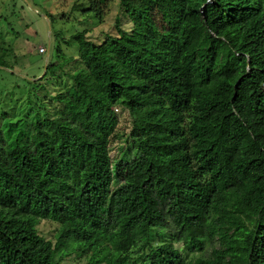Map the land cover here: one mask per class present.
<instances>
[{
	"label": "trees",
	"instance_id": "16d2710c",
	"mask_svg": "<svg viewBox=\"0 0 264 264\" xmlns=\"http://www.w3.org/2000/svg\"><path fill=\"white\" fill-rule=\"evenodd\" d=\"M86 1L117 2L115 34L71 36L0 123V264H264V0ZM118 109L135 154L113 168Z\"/></svg>",
	"mask_w": 264,
	"mask_h": 264
},
{
	"label": "rangeland",
	"instance_id": "374dc122",
	"mask_svg": "<svg viewBox=\"0 0 264 264\" xmlns=\"http://www.w3.org/2000/svg\"><path fill=\"white\" fill-rule=\"evenodd\" d=\"M86 0H0V56L7 62L8 68L0 69V123L3 114L9 117L21 116L20 109L26 104L27 81H36L45 73V67L55 59V53L60 50L65 56L77 59L78 45L71 36L78 32H86L87 39L100 44L109 34H115V16L119 15L117 2L113 3L98 22L91 13L82 14L81 9L73 8L74 4H83ZM88 1L83 5L87 8ZM51 20L53 22L51 23ZM40 48H45V54L40 55ZM118 126L110 137L109 155L113 161L122 159L131 161L135 150L129 138V114L117 110ZM161 223L154 221L149 233L151 243L171 249L173 253L183 255L187 260L200 256L190 254L181 242L169 241L164 234L157 236ZM54 228L48 223H41L38 231L46 239H52ZM195 234L202 233V228L194 227ZM141 236L145 229L137 230ZM208 248V246H206ZM85 259L76 260L70 256L64 264H85Z\"/></svg>",
	"mask_w": 264,
	"mask_h": 264
},
{
	"label": "built area",
	"instance_id": "2783aa9c",
	"mask_svg": "<svg viewBox=\"0 0 264 264\" xmlns=\"http://www.w3.org/2000/svg\"><path fill=\"white\" fill-rule=\"evenodd\" d=\"M44 52H45V49H43V48L39 49V53H44Z\"/></svg>",
	"mask_w": 264,
	"mask_h": 264
}]
</instances>
